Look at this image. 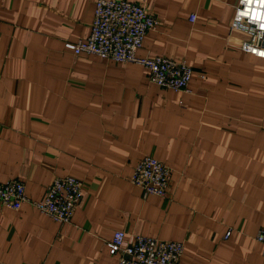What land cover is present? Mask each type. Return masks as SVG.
Here are the masks:
<instances>
[{
    "label": "crops",
    "instance_id": "obj_1",
    "mask_svg": "<svg viewBox=\"0 0 264 264\" xmlns=\"http://www.w3.org/2000/svg\"><path fill=\"white\" fill-rule=\"evenodd\" d=\"M129 1L157 20L136 55L184 60L189 91L74 55L94 0H0V183L30 200L55 177L82 184L68 223L0 202V264H117L115 230L183 242L179 264H264V59L230 29L238 0ZM145 155L171 169L166 196L130 182Z\"/></svg>",
    "mask_w": 264,
    "mask_h": 264
},
{
    "label": "built area",
    "instance_id": "obj_2",
    "mask_svg": "<svg viewBox=\"0 0 264 264\" xmlns=\"http://www.w3.org/2000/svg\"><path fill=\"white\" fill-rule=\"evenodd\" d=\"M196 14L189 15L194 22ZM157 27V20L143 3L129 0H94V17L89 34L77 42L65 46L74 55L92 54L114 62H133L149 71V80L161 88L189 91L191 67L184 61L165 56L140 57L136 51L141 47L147 31ZM230 29L247 36L240 48L264 59V0H238L230 22ZM171 169L151 155L139 159L129 178L142 196H166ZM82 198L81 181L73 176L55 177L40 200H30L24 184L17 178L0 183V202L3 206L18 210L29 202L37 210L56 222L68 223L74 209ZM230 235V230L224 238ZM125 234L115 230L111 245L118 251L117 264H179L184 251L181 241L165 240L136 235L124 243ZM264 254V229L255 234Z\"/></svg>",
    "mask_w": 264,
    "mask_h": 264
}]
</instances>
